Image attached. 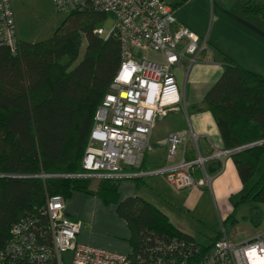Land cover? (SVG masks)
Returning a JSON list of instances; mask_svg holds the SVG:
<instances>
[{"label": "trees", "instance_id": "trees-1", "mask_svg": "<svg viewBox=\"0 0 264 264\" xmlns=\"http://www.w3.org/2000/svg\"><path fill=\"white\" fill-rule=\"evenodd\" d=\"M164 1L174 9L187 0ZM238 9L264 18V5L254 0H243ZM106 17L71 12L65 32L66 19L47 39L19 40L16 51L0 43V248L15 221L27 214L44 220L39 209L47 196L94 193L88 188L91 178L69 175L81 169L95 110L120 65L117 37L93 33ZM82 36L85 48L79 59ZM223 65L203 102L224 147L235 150L230 156L244 186L237 203L252 206L251 222L258 225L257 205L264 204V77L226 57ZM115 180H100L95 194L105 202L115 200ZM137 201L127 198L117 204L132 230L129 254L136 264H182L183 259L196 264L213 243L197 242L155 206ZM234 220L229 214L223 224Z\"/></svg>", "mask_w": 264, "mask_h": 264}, {"label": "built area", "instance_id": "built-area-1", "mask_svg": "<svg viewBox=\"0 0 264 264\" xmlns=\"http://www.w3.org/2000/svg\"><path fill=\"white\" fill-rule=\"evenodd\" d=\"M52 3L65 14L94 11L111 17L109 31L98 25L93 33L114 34L120 44V65L93 116L81 169L69 176L121 179L163 174L175 190L207 184L205 179L193 177L206 157L198 154L193 160H175L188 136L186 130L172 132L161 142L166 146L168 165L158 170L141 169L145 152L151 149L149 136L154 125L182 102L173 70L182 59L194 62L205 41L188 27L178 26L174 9L164 0ZM18 42L11 0H0V43L16 51ZM135 50L160 53L163 60L157 63L146 56L137 57ZM39 211L44 220L27 214L11 225L0 248V264H136L131 254L77 242L81 222L66 214L62 195L47 196ZM66 252H70L67 259L63 257ZM196 264H264V238L257 234L236 243L222 233Z\"/></svg>", "mask_w": 264, "mask_h": 264}, {"label": "crops", "instance_id": "crops-1", "mask_svg": "<svg viewBox=\"0 0 264 264\" xmlns=\"http://www.w3.org/2000/svg\"><path fill=\"white\" fill-rule=\"evenodd\" d=\"M242 1L187 0L174 8L177 25L188 27L201 41H205V45L194 62L189 64L187 59H182L180 65L174 68L182 102L154 125L149 136L151 149L145 152L141 164V169L145 171L168 165L166 146L161 142L172 132L186 130L188 136L179 146L175 160H193L198 154L206 157L203 168L197 166L193 177L195 180L203 178L207 184L175 190L178 192L172 194L163 174L121 178L115 180L117 198L105 202L95 194L102 179H95L92 184L91 178L88 188L94 193L74 190L65 198L66 214L81 222L77 242L113 252L131 253L132 230L117 208L118 202L127 198L149 202L166 215L178 230L196 241L192 219L204 222L205 210H212L214 221L216 224L219 222L221 228L208 237L211 240L208 246L222 233L236 243L257 234L264 238V204L257 205L260 220L258 225H254L250 218L252 206H240L242 204L237 203L244 186L230 156L231 152L224 147L217 123L203 102L211 85L223 72L224 57L264 77V18L258 14L240 12L238 5ZM254 1L264 5V0ZM51 2L11 0L19 40L36 42L53 35L55 25L52 23L44 28L31 29L29 26L23 27L21 20V14L42 11L46 9L44 5ZM146 57L157 63L163 60L160 53L152 51ZM173 200H176L179 212L167 207V202ZM229 214H233L235 219L227 222L231 224L230 234L224 226L226 223L223 224Z\"/></svg>", "mask_w": 264, "mask_h": 264}, {"label": "rangeland", "instance_id": "rangeland-1", "mask_svg": "<svg viewBox=\"0 0 264 264\" xmlns=\"http://www.w3.org/2000/svg\"><path fill=\"white\" fill-rule=\"evenodd\" d=\"M51 3L44 5V7L46 9L39 11L37 13H33L30 15L29 14H26V15L21 14L22 24L24 25L23 27L29 26L31 29L32 28H44V27H46L52 23L53 25H55L54 28L56 30L57 27L60 26L61 24H63V22L65 21L66 14L56 10L53 6V3L52 4ZM112 22L113 21H112L111 17L108 16V17L100 20L99 25H101L104 28L105 32H107L110 30V28L112 26ZM71 23L72 22L70 19H66V22L62 26L61 31L65 32ZM81 40H82V43H81L80 50H79V55H80L79 59L81 58L83 51H84V48H85V37L82 36ZM148 53L149 52L143 51V50H135L134 51V54L137 57L146 56V55H148ZM156 175L162 176V174H151L149 176H156ZM147 176H145V177H147ZM94 182H95V179H93L91 183L93 184ZM167 186H168V190L170 191V193L175 194V192H178V191H175V189H173L169 185H167ZM175 201L176 200H173L171 202H167V207H169L172 210H177L179 212L178 205L176 204ZM243 205L246 206L245 204H242L240 206H243ZM210 212H207L205 210V212H204L205 221L204 222H200L197 219H192L193 230L195 231L197 241H199V243L203 242L205 245H208L211 241L210 238H208V237H212V235H214L216 230L221 228L219 222H218V224H216L214 221L213 211L211 210ZM224 226L226 227V231L228 232V234H230L231 233V231H230L231 230V224L226 223ZM69 253L70 252L63 253V257H65L67 259L70 256Z\"/></svg>", "mask_w": 264, "mask_h": 264}, {"label": "water", "instance_id": "water-1", "mask_svg": "<svg viewBox=\"0 0 264 264\" xmlns=\"http://www.w3.org/2000/svg\"><path fill=\"white\" fill-rule=\"evenodd\" d=\"M255 144H257V142L252 143V144H249V145H247L246 147H249V146H252V145H255ZM233 151H235V150H233Z\"/></svg>", "mask_w": 264, "mask_h": 264}, {"label": "bare ground", "instance_id": "bare-ground-1", "mask_svg": "<svg viewBox=\"0 0 264 264\" xmlns=\"http://www.w3.org/2000/svg\"><path fill=\"white\" fill-rule=\"evenodd\" d=\"M153 62H155V61H153ZM95 112H96V110H95ZM95 114V113H94ZM231 153L233 152V150H229Z\"/></svg>", "mask_w": 264, "mask_h": 264}]
</instances>
